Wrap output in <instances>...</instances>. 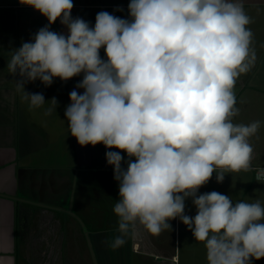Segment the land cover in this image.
<instances>
[{"label": "clouds", "instance_id": "obj_1", "mask_svg": "<svg viewBox=\"0 0 264 264\" xmlns=\"http://www.w3.org/2000/svg\"><path fill=\"white\" fill-rule=\"evenodd\" d=\"M19 2L48 20L13 50L7 65L19 77L21 101L30 108L45 103L42 93L25 91L27 82L50 86L54 78L66 82L83 73L76 85L83 93L72 90L65 108L70 134L82 147L120 150L106 152L119 184L113 207L119 235L110 247H123L137 223L159 236L179 218L204 243L207 264L264 258L259 200L234 203L217 191L197 195L213 173L222 183L226 172L250 169L249 138L261 126L259 120L233 122L236 81L256 59L243 0H130L128 19L101 11L94 27L71 16L73 0ZM58 19L66 34L50 30ZM256 180L264 181V169ZM188 198L194 217L185 214Z\"/></svg>", "mask_w": 264, "mask_h": 264}, {"label": "crops", "instance_id": "obj_2", "mask_svg": "<svg viewBox=\"0 0 264 264\" xmlns=\"http://www.w3.org/2000/svg\"><path fill=\"white\" fill-rule=\"evenodd\" d=\"M129 3L73 0L71 16L94 27L101 11L128 19ZM243 6L252 19L248 27L253 33L251 47L256 59L250 71L236 81L239 115L233 119L248 124V119L257 121L264 113V107H260L264 103V0H243ZM47 24L46 17L19 0H0V264H58L66 261L69 250L81 258L85 254L83 258L89 264H131L132 259L144 262L148 258L162 264H190L193 240L186 235L187 242L181 241L175 225L159 236L142 225L137 230L132 227L123 247H110L119 235L118 217L113 212L119 184L106 152L120 150L106 149L103 144L80 146L71 136L64 114L71 102L69 93L74 89L80 94L84 91L76 88L83 73L66 82L54 78L50 86L38 79L27 82L25 91L42 93L45 103L30 108L27 101H21L15 83L19 77L12 75L7 65L13 50L30 42ZM50 30L67 33L59 19ZM100 56L107 59L103 48ZM120 154L128 160L127 153ZM124 161L122 167L127 166ZM35 214L40 221L37 225L33 223ZM66 218L76 227H67ZM133 241L138 253L131 250Z\"/></svg>", "mask_w": 264, "mask_h": 264}, {"label": "rangeland", "instance_id": "obj_3", "mask_svg": "<svg viewBox=\"0 0 264 264\" xmlns=\"http://www.w3.org/2000/svg\"><path fill=\"white\" fill-rule=\"evenodd\" d=\"M260 107H264V103H261ZM260 116L261 118L259 121L261 122V126L258 132L249 138V143L253 147L250 169L248 171L241 170L240 172H226L222 183H217L216 174L213 173L211 180L199 189L197 195L217 191L221 194L230 196L234 203L238 201L255 202L256 200H259L261 204L264 205V181L258 182L256 180L257 171L264 169V113H261ZM248 120L249 123L253 122L250 119ZM233 122L237 123L234 119ZM185 214L192 217L196 215V208L192 203L191 198H188L185 201ZM36 218L37 214H35V219H33L35 225L40 223ZM170 224L172 228H174L175 225L177 229H180L178 238L181 241L185 239L186 235L190 236V238H187L193 240L191 245L193 246L194 252L191 255L190 264H207L206 260L201 261L202 258L206 257L201 255V253L206 254L204 243L197 242L193 237L192 232L179 220V218L171 220ZM78 232L80 233V231ZM183 242H187V240L185 239ZM82 256L85 257V254ZM251 264H264V258H261L260 260L252 259Z\"/></svg>", "mask_w": 264, "mask_h": 264}, {"label": "flooded vegetation", "instance_id": "obj_4", "mask_svg": "<svg viewBox=\"0 0 264 264\" xmlns=\"http://www.w3.org/2000/svg\"><path fill=\"white\" fill-rule=\"evenodd\" d=\"M64 223L66 224L67 227H72V228L76 227V223L69 218H66ZM140 227H141L140 224L137 223L135 225L134 229L137 230V229H140ZM134 246H135V242L133 241L132 246H131V250L134 249L135 251L134 250L133 251L138 253L139 249L135 248ZM72 252L73 251L69 250V256L67 257L66 261H60V263H58V264H89L88 260L81 258L78 255L74 254V252L73 253ZM150 260L151 259L148 258L147 260H145L143 262L140 260L132 259L130 263L131 264H151V263L152 264H162V261H150ZM49 264H53V263L49 262ZM165 264H167V263H165Z\"/></svg>", "mask_w": 264, "mask_h": 264}, {"label": "water", "instance_id": "obj_5", "mask_svg": "<svg viewBox=\"0 0 264 264\" xmlns=\"http://www.w3.org/2000/svg\"><path fill=\"white\" fill-rule=\"evenodd\" d=\"M59 249H61V246L59 247Z\"/></svg>", "mask_w": 264, "mask_h": 264}]
</instances>
